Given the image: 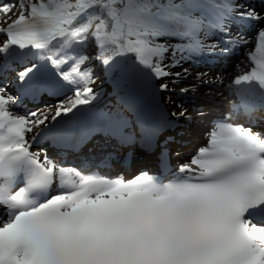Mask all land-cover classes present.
<instances>
[{
    "label": "snow or ice",
    "instance_id": "snow-or-ice-1",
    "mask_svg": "<svg viewBox=\"0 0 264 264\" xmlns=\"http://www.w3.org/2000/svg\"><path fill=\"white\" fill-rule=\"evenodd\" d=\"M262 13L245 0H0V57L22 65L16 81L26 89L73 91L55 121L95 99L94 62L119 68L130 89L180 80L187 69H167L247 47L239 27L258 24L247 57L253 66L233 81L246 87L235 89L232 112L251 121L264 113ZM189 90L195 86L181 93ZM18 103L0 84V264H264V129L218 118L207 145L167 182L147 171L125 180L105 174L113 152L69 166L33 151L38 138L28 134L49 117L18 114ZM150 119L137 114L142 124ZM96 120L109 122L121 146L129 142L123 114ZM97 130L80 132L73 150ZM160 164L170 169L166 147Z\"/></svg>",
    "mask_w": 264,
    "mask_h": 264
},
{
    "label": "bare ground",
    "instance_id": "bare-ground-1",
    "mask_svg": "<svg viewBox=\"0 0 264 264\" xmlns=\"http://www.w3.org/2000/svg\"><path fill=\"white\" fill-rule=\"evenodd\" d=\"M257 5L249 4L250 2H247L252 8H255L257 12H261L262 9H264V0H256L255 1ZM264 14V13H262ZM256 27H259L258 24L253 26V24L243 25L239 27V31L247 37L250 41H252L248 46H251L252 44H255V41L253 39ZM237 29L234 27L233 32H235ZM3 40V39H0ZM247 46V47H248ZM245 48V47H244ZM244 48H236L234 52H232L228 56H216L209 58L208 61L203 62V60H194L191 66H188L187 64H183L184 69H191L195 73L201 74L200 76L203 77V79H209L210 81L214 82L215 84H219V82H223L224 85L220 88V93H214V92H207V87L203 86L202 88H195V90H190L191 93H205L208 95H215L214 99L221 100V103H215V102H209V101H203V100H192L189 101L190 105L194 107H197L198 105H202V109L199 114L201 116L193 115L192 119L189 121H185L182 119H173L174 120V126L169 129L168 132H166L164 135H162V138L159 142H154L153 151H150V153L154 154V156H149V152L145 150L144 148L141 149L143 151V154L148 155V157L156 159L158 156H160L161 152L167 148V152L169 155H171L174 159V163L179 165L180 160L186 156V152H190L191 148L193 147L194 143L199 139L198 137L202 136V139H207L208 137V131L209 127L212 128L213 122L216 121L218 118L222 117H228L227 112L231 113L230 105L235 102L233 99L236 98V95L234 94L235 86L233 83V78L237 74H239L241 71H249L252 67L251 63L247 58L241 56H244ZM248 56V54H247ZM199 59V58H197ZM2 61V62H1ZM249 61V62H248ZM1 63H8V66H10V69H13L15 71L16 69H21L22 65L18 64L14 59L9 57L8 59H5L3 57H0ZM244 63V64H243ZM250 64V65H249ZM193 65V66H192ZM208 68V69H204ZM181 70V69H180ZM178 70L177 72H179ZM16 72V71H15ZM209 72V73H208ZM205 73H208L205 75ZM12 76V75H11ZM104 77H100L98 81H102L103 83L106 80ZM232 78V79H231ZM5 80V76L0 77V84ZM153 79H150L148 82L154 90V84L151 82ZM228 80V81H227ZM231 82L230 85H228V82ZM217 84V86H218ZM138 87V86H136ZM55 89L56 92H64V88L57 87ZM234 88V90H233ZM8 91L12 93L13 95H17L18 90L14 86H10L8 88ZM155 91V90H154ZM117 92V91H116ZM163 96L166 98L167 105L170 109H174L173 103L170 101V97L167 94H163ZM46 99H52L57 100L58 98H54L52 94H49L46 92L44 99L42 101H33L29 98L23 100L22 102H19L18 105L15 107L14 111L21 115H27L30 112H38L45 110L43 115H49V118L53 115H51V107L52 105H48L49 102H54L52 100L45 102ZM20 101V98H19ZM58 101V100H57ZM43 102V103H42ZM45 102V103H44ZM133 102V97L129 93H125V95L116 94L112 97L106 98L99 104V108L105 110V112H108L110 110H116L119 111V113L122 114V112H126L127 109H130L132 112L136 110V108L132 107L131 104ZM144 102V101H143ZM35 107V108H34ZM32 108H34L33 111H30ZM144 109L148 110V114L153 111H160L163 113V107L158 103H150L148 105H144ZM139 113V111L136 112V115ZM144 113V112H140ZM165 118V117H164ZM171 120V119H170ZM90 122V121H89ZM233 123L232 118H229V121ZM100 121L97 122L99 124ZM41 125L40 127H42ZM37 129L34 132V134H37ZM30 133L28 134V136ZM104 137L103 133H99L97 137ZM194 141V143L192 142ZM186 142H189L188 144ZM42 146H45L46 148H53L58 149L57 147L53 146L50 141L47 139H44L41 143ZM87 146L82 150V152L79 155L78 158V165L81 161L85 160L86 158L92 157V158H99L103 156L107 152H113L114 153V159L113 164L114 167L111 169L110 173H116V170L121 169L120 172L123 171L122 166H125V168H129L130 170L134 169H140L142 166L146 165V161H144V158L140 159H133L132 157L127 156L128 152L127 150L125 152L122 151V156L117 160V154L120 152L116 148L107 147L108 145L105 144V142H96L91 144H86ZM130 147L128 144H124L122 146L123 149ZM158 149V150H157ZM80 152V151H79ZM72 154L73 151H70ZM179 153V155H177ZM50 157H52L57 163H60L61 160L58 156L50 155L47 153ZM43 156V154H42ZM183 158V159H184ZM145 159H147L145 157ZM113 170V171H112ZM107 170H105V174H107Z\"/></svg>",
    "mask_w": 264,
    "mask_h": 264
},
{
    "label": "rangeland",
    "instance_id": "rangeland-1",
    "mask_svg": "<svg viewBox=\"0 0 264 264\" xmlns=\"http://www.w3.org/2000/svg\"><path fill=\"white\" fill-rule=\"evenodd\" d=\"M255 1L256 0H245L246 3L250 2L249 4L257 5V3ZM0 19H3V18L0 17ZM254 46H255V44H252L251 46L245 47L243 49L244 56H241L240 58H243V57L247 58V53L246 52H250L252 49H254ZM201 58L202 57L197 59L196 57H193V59L197 60V61H199V60L201 61ZM208 59L209 58H204L203 62L208 61ZM247 60H248V58H247ZM183 64H187L188 66H191L192 60L191 61H186ZM92 65L94 66V69H91V71H93V73H92L93 80L95 79V81H93V85H92L93 89H97L99 92L100 91H104L103 94L107 93L106 95L113 94V91H115V92L119 91V93L123 92V91L127 92L129 86L127 85L126 81L123 79L121 70L119 68H117L116 70H113V71H106L105 67L100 65L98 62H94ZM183 67H184V65H183ZM191 69L190 68L187 69V71H188L187 77L186 78H182L180 80H174L172 78H164V79L155 78V79H153L151 82L155 85L154 86L155 87L154 88L155 91L152 90V88H151V86H150V84L148 82L149 80L140 83L139 86L141 88V91L144 89L145 92H147L148 94H151L152 92L153 93H157V94L162 92L164 94L167 93L168 95H170V101L175 106L174 111H173V115H175L174 117L180 116L181 118L183 117V120H184L185 117H187L188 120H189L190 117H192L193 115H197L198 114L199 116H201V114H199V113H200V111L202 109V107H201L202 105H200V106L198 105L197 107H195V109H193L194 107H192L190 105V102L188 103V102H186V100L185 101L182 100V99H187L186 96L181 97L182 99H180L179 92L181 91V89L191 88L192 86H199V85H200V87H199V89H200V88H203V85H207V86L211 85V86L207 87L206 91L207 92L218 93L220 91H217V89L220 90L221 86L224 85L223 82H219V84L217 83L218 84V86H217V84H215V81L212 82L209 79H203V82H201V80L198 79V77H201L200 76L201 74H198V73L193 74L194 71H191ZM204 69H208V68H204ZM167 70L170 71L171 73H173V75H174L175 73H177L178 70H180L179 72L183 73L184 68H182V67H172V68H169ZM205 75H206V73H205ZM104 76H106L105 77L106 80H104L105 81L104 83L102 81H98L100 77H104ZM205 80H207V81H205ZM198 81H200V84L197 83ZM161 83H168L169 88L167 90L161 89L160 88V84ZM230 83L231 82L229 81L228 84H230ZM113 86H115V87L113 88ZM188 94L191 95L192 93H188ZM192 95L193 96H201L200 94H192ZM67 100L68 99H65V100L61 101L60 103L52 105L53 107L51 108L50 113H52V115H54L56 109L59 108L62 104L64 105V103ZM179 101H182V102H180L181 103L180 105H179ZM203 101H205V100H203ZM186 104L188 105V107H187L188 109H182V108H184L186 106ZM43 112H45V110L41 111L40 113L44 114ZM181 113H184V115H181ZM48 117H49V115H48ZM47 121L45 123H47ZM35 131H36V129H34L32 133H30L29 139L34 137V132ZM198 138L201 139V140H198L195 143H194V141H192L194 143V145L191 148V151L190 152H186V154H185L186 156H188V158H185L184 161L181 162V164L186 162V161H188V160H190V158L194 154L197 153L199 147L204 146L203 143H204L205 140L202 139V136H200ZM189 156H191V157H189Z\"/></svg>",
    "mask_w": 264,
    "mask_h": 264
}]
</instances>
